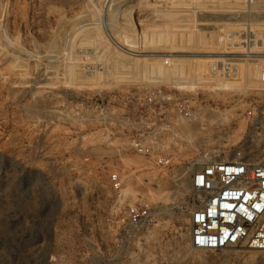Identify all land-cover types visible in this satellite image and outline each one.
Returning a JSON list of instances; mask_svg holds the SVG:
<instances>
[{"label":"rangeland","instance_id":"obj_1","mask_svg":"<svg viewBox=\"0 0 264 264\" xmlns=\"http://www.w3.org/2000/svg\"><path fill=\"white\" fill-rule=\"evenodd\" d=\"M220 27L262 36L264 0H0V264H64L79 229L109 210L110 172L129 196L152 177L144 192L161 188L148 201L168 225L184 221L200 156L228 158L245 143L264 161V122L253 111L264 90L252 73L202 80L207 53L222 49ZM130 86L210 91V115L180 137L169 171L66 106ZM242 258L264 264V251Z\"/></svg>","mask_w":264,"mask_h":264},{"label":"built area","instance_id":"obj_2","mask_svg":"<svg viewBox=\"0 0 264 264\" xmlns=\"http://www.w3.org/2000/svg\"><path fill=\"white\" fill-rule=\"evenodd\" d=\"M216 43L222 49L207 53L212 57L203 83L228 82L241 67L264 90V34L220 27ZM209 92L130 86L66 106L81 119L93 114L101 127L118 131L131 151L169 171L180 137L190 135L200 116L210 115ZM253 105L254 116L264 122V96ZM251 151L241 143L227 159L205 153L193 161L192 194L180 211L184 221L168 225L164 210L144 192L149 180L129 196L118 172H110V208L100 220L79 229L64 253V264H250L242 258L246 251H264V161H255ZM48 261L56 262V255Z\"/></svg>","mask_w":264,"mask_h":264},{"label":"bare ground","instance_id":"obj_3","mask_svg":"<svg viewBox=\"0 0 264 264\" xmlns=\"http://www.w3.org/2000/svg\"><path fill=\"white\" fill-rule=\"evenodd\" d=\"M258 135H260V134H258ZM257 139V138H256ZM255 139V137H254V139H250V141H255L256 140ZM257 141V140H256ZM257 143V142H256ZM256 145V144H255ZM250 146H252V145H250ZM253 146H254V144H253ZM228 153H229V151H227ZM227 152H226V154H227ZM252 152H254V151H252ZM224 159H227V158H224ZM146 179L147 180H149V181H151V179H152V177H146ZM190 186H191V183H190ZM131 190V189H130ZM124 192H125V189L123 190ZM162 190H161V188L157 185V188H156V190H152L151 188H148V191L146 192V194H147V197H149L148 198V200L149 201H152V202H154V200H156V199H159V195H160V192H161ZM123 192V193H124Z\"/></svg>","mask_w":264,"mask_h":264}]
</instances>
